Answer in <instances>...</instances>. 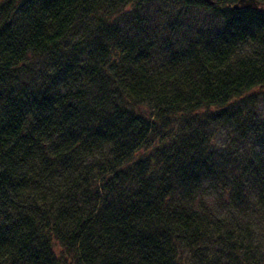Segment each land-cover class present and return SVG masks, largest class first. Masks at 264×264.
I'll list each match as a JSON object with an SVG mask.
<instances>
[{
	"label": "trees",
	"instance_id": "trees-1",
	"mask_svg": "<svg viewBox=\"0 0 264 264\" xmlns=\"http://www.w3.org/2000/svg\"><path fill=\"white\" fill-rule=\"evenodd\" d=\"M235 1L0 0V264H200L212 237V264H264L241 232L264 212V12ZM216 124L253 146L239 174L207 152ZM205 178L246 206L207 218Z\"/></svg>",
	"mask_w": 264,
	"mask_h": 264
},
{
	"label": "rangeland",
	"instance_id": "rangeland-1",
	"mask_svg": "<svg viewBox=\"0 0 264 264\" xmlns=\"http://www.w3.org/2000/svg\"><path fill=\"white\" fill-rule=\"evenodd\" d=\"M171 7V6H170ZM170 12H172V7ZM205 12H199L197 14L198 20L200 21V23L203 21V19H205L204 24L202 30H205V28L207 27H212V25H210V21L212 20V17L210 16H205ZM164 37H170L169 35H164ZM173 39H175L176 37H179V42H180V37L179 35H173L172 36ZM170 44H172V46H177L175 44H173L174 42H168ZM169 44H167L168 46ZM181 45V44H180ZM86 51V50H85ZM161 52H159L160 54ZM77 60H79V57L76 58ZM156 64V63H155ZM159 65V64H158ZM74 77L72 75H70L69 79H73ZM59 79H61V77H59ZM61 82V81H60ZM62 84H59L61 86H65L66 82H61ZM20 85V84H19ZM18 87V85H17ZM83 87V86H82ZM81 87V88H82ZM85 89V88H84ZM255 90L257 91H261L263 93V97H259L258 96V101L256 104V108L259 109L258 112L260 113V115H262L264 117V103H261L262 98H264V86L262 87H256ZM64 89H61L60 91L57 92V94L62 95L61 93H63ZM85 97V96H84ZM251 102L254 106L255 102ZM144 105V107H146V109L143 108V112H145V114H147V118L148 119H153L156 111L152 110L151 108H147L148 104H142V106ZM247 107L250 108L249 104H246ZM261 110V111H260ZM198 112V110H197ZM167 120H161L160 121V125L161 127H159V132L156 134L154 140H158L160 139V137H162L164 134L165 137L175 134L176 132H178L181 129V117L180 116H168L166 118ZM209 130H212L215 133V140L211 141L210 148H209V152L212 156L216 157L217 154L220 155H224L221 156L223 157V160L226 161V165H227V169H229V175L230 174H234L235 172H238L240 169V161H237V163L233 162L230 165L228 164V162L230 161V154L232 157V160L234 158L241 160V158H245L247 153L249 154V150L250 148L253 146L251 145V143L249 142V140L245 141L244 139H241L239 137V135H237V133L227 127H224L220 124H216L213 127L209 126L208 127ZM251 142H253V140H251ZM264 144V143H262ZM208 145V146H209ZM146 145H144L143 143H139L136 147H135V151H134V155H138V154H142L144 152L145 149H150V146L148 145V147H146ZM251 148V149H252ZM256 150L262 149L260 145L255 146ZM91 152L94 155V159L96 160H102L104 163L107 161V158H110L111 155H109L107 153V150L105 148H101L99 150H91ZM225 154H227V158H225ZM129 156V155H128ZM93 158V157H92ZM131 160L130 158H127ZM236 161V160H235ZM232 169V170H230ZM110 172V171H109ZM95 180L91 181L90 183L93 185L95 184H100V181H98V177L97 175L94 176ZM97 179V180H96ZM179 182V180H177L175 182V184H177ZM219 184L217 185V181L216 180H212L211 178H205L203 179H199V184L197 185L198 189L195 192V194L193 195V200H192V206L194 208L199 207L200 205L206 206V210H209V213H206L205 216L207 218H209L210 220H213L214 222L217 219V222L220 220H224V221H228L226 219V217H230V214L233 213H237L238 210H240L239 208L243 207L244 205L246 206V203H241L240 200H238V198L234 201V199H231L230 197V192H221L219 188ZM172 190H174V195L176 198H181V184H178L174 187H172ZM244 191H246V189H244ZM252 192V191H251ZM251 192L246 196H252ZM184 195V191H182V196ZM243 196L245 195L242 194ZM167 199H169V196L166 197ZM166 198H164V201H167ZM183 201H185V198H183ZM240 201V202H239ZM241 203V204H240ZM252 205L253 204L252 202ZM203 210V208L201 209ZM204 211V210H203ZM232 211V212H231ZM248 213H246V215L243 217V219L245 220V222L247 223V225L242 226L241 228V232H242V236L243 239H245L246 242H250L249 244L253 245L252 247L255 246V244L257 242H259L260 246H259V250H261L262 252H264V212L263 210H259V212H256V210L253 209V207H251L249 205L248 208ZM241 213V212H240ZM229 227V225L227 227L221 225L220 226V230L221 231H225L227 228ZM232 227L234 230H236L234 228V226H230ZM238 227V226H237ZM212 240V241H211ZM210 243L208 244L207 247V251L206 253L204 252V257H206L205 259L207 260H202L204 262L200 263V264H212V262H209L208 260L210 258H215L216 255H214L216 252L215 250V237H212ZM255 243V244H254ZM222 262H225V258L221 259ZM196 261H194L193 259H191V253L187 250L185 251V253L183 254V262L182 264H196L194 263Z\"/></svg>",
	"mask_w": 264,
	"mask_h": 264
},
{
	"label": "water",
	"instance_id": "water-1",
	"mask_svg": "<svg viewBox=\"0 0 264 264\" xmlns=\"http://www.w3.org/2000/svg\"><path fill=\"white\" fill-rule=\"evenodd\" d=\"M205 1L209 4L213 3V0H205ZM232 8L234 9L249 8V9L264 12V1L262 0H236L232 4Z\"/></svg>",
	"mask_w": 264,
	"mask_h": 264
}]
</instances>
